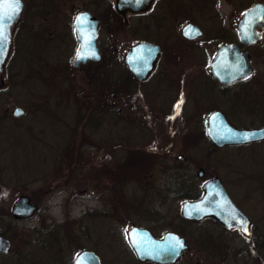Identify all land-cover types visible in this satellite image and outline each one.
<instances>
[{
	"label": "rangeland",
	"instance_id": "obj_1",
	"mask_svg": "<svg viewBox=\"0 0 264 264\" xmlns=\"http://www.w3.org/2000/svg\"><path fill=\"white\" fill-rule=\"evenodd\" d=\"M81 9L101 18V58L75 66L72 20ZM127 17L124 26L111 0H24L0 73V234L11 241L0 264H72L82 249L102 264H140L127 241L132 225L183 234L187 247L173 264H264V140L211 145L192 103L197 94L211 101L216 84L193 57L173 74L177 91L132 83L122 56L144 28ZM180 89L185 102L173 105ZM231 102L233 124L264 122L246 116L241 99ZM198 167L218 174L250 217L252 242L212 220L180 217L185 193L199 192ZM20 194L37 208L16 219Z\"/></svg>",
	"mask_w": 264,
	"mask_h": 264
},
{
	"label": "flooded vegetation",
	"instance_id": "obj_2",
	"mask_svg": "<svg viewBox=\"0 0 264 264\" xmlns=\"http://www.w3.org/2000/svg\"><path fill=\"white\" fill-rule=\"evenodd\" d=\"M111 1L114 7V0ZM255 5H258V7L253 14L242 21V14ZM225 9H228V11L223 12ZM81 11H89L98 18L99 29L101 18L89 9H81L73 16L72 32L76 14ZM116 14L122 18L124 26L130 24L128 14L131 17L135 16V24L133 23L135 30L137 25L140 27L143 25V37L138 38L132 44L148 41L157 44L160 48L146 78L137 80L132 72L129 73L132 83L138 86L146 84V88H149L151 92H154L152 90L155 86L164 87L168 90L176 89L177 91L179 82L175 81L176 76L173 74H180L184 71L182 66L184 56L193 57L197 67L203 70L206 81L211 80L215 83L216 87L213 88L217 90L211 101L198 98L199 95L197 94L196 103H192L197 108L193 113L194 118L200 119L204 116L207 120L211 112L219 110L230 121L229 116L233 115L228 109V102L239 98L242 100L241 111L246 116L264 121V66L261 65L264 59V16H262L264 14V0H150L143 11L127 12L125 15L119 12ZM186 25H192V31L189 35L184 32ZM221 49L222 52H220ZM221 53L224 58L230 59L233 55L246 58L244 75L227 82H221L215 77L212 63L215 57ZM87 61L80 63H86ZM71 63L75 66L80 64L75 58H72ZM175 66L177 69H175ZM218 69L221 71L220 65ZM175 70L177 71L175 72ZM1 84L2 81L0 80V87ZM181 93L182 89L179 90L173 105H176L177 101L182 100V103L185 102ZM219 95L221 96L220 100H218ZM263 125L264 122L254 126L239 127L251 128ZM263 140L264 138L244 144L227 146H241ZM216 147L218 148V146ZM177 157L185 159L182 155ZM111 200L116 202L118 199L112 195ZM113 210L111 216H114L116 211ZM103 211V214H107L105 210ZM245 238L248 242H252V223L250 236ZM129 246L131 248V245ZM94 251L96 252V250ZM131 251L140 264H162L139 259L132 248Z\"/></svg>",
	"mask_w": 264,
	"mask_h": 264
},
{
	"label": "water",
	"instance_id": "obj_3",
	"mask_svg": "<svg viewBox=\"0 0 264 264\" xmlns=\"http://www.w3.org/2000/svg\"><path fill=\"white\" fill-rule=\"evenodd\" d=\"M150 0H115L116 10L125 15L127 11L137 12L144 10ZM23 1L20 0L19 12L12 11L11 0H0V12L7 13L4 23L6 25L7 39L0 42V72L8 54L10 46L11 25L20 18ZM253 6L242 15L246 20L257 9ZM264 16V14L262 15ZM79 18V19H77ZM99 20L89 11L77 13L74 22V33L79 40L76 50V61H86L88 58L99 59V48L96 44ZM192 25H186L184 32L191 34ZM160 48L157 44L140 41L131 45L123 56L124 62L137 80H143L150 72L154 59ZM222 52V49L220 50ZM245 59L240 55H233L230 59L224 58L222 53L217 55L212 63L213 75L221 82L231 81L244 75ZM221 66V71L218 69ZM23 112L21 107L13 110L14 115ZM207 134L218 146L235 143H246L264 138V125L257 128H240L231 125L224 114L215 110L210 113L207 120ZM248 135L249 139L242 137ZM197 175L202 177L204 169L199 168ZM36 210V204L26 194H20L12 203L11 213L15 218L27 217ZM180 214L184 219L200 221L210 217L226 229H237L243 236L249 237L251 232L250 218L238 207L228 195L218 175L205 179L201 184V194L196 198H188L181 202ZM128 240L142 260H151L157 263H172L186 247V239L176 231H166L161 236L154 235L148 228L133 225L127 233ZM177 241L180 244H177ZM182 245V246H181ZM11 246L10 240L0 234V252H7ZM73 264H102L99 255L90 249L80 251Z\"/></svg>",
	"mask_w": 264,
	"mask_h": 264
},
{
	"label": "snow or ice",
	"instance_id": "obj_4",
	"mask_svg": "<svg viewBox=\"0 0 264 264\" xmlns=\"http://www.w3.org/2000/svg\"><path fill=\"white\" fill-rule=\"evenodd\" d=\"M11 6H12V11L14 13H18L19 12V6H20V0H11ZM6 15H8V14L4 13V12H0V42H3V41H5L7 39V37H6V25L4 23V19H5ZM8 19L9 20L11 19L10 15H8ZM77 19H79V18H77ZM242 139L248 140L249 136L248 135H244L242 137ZM177 244L179 245L180 242L177 241Z\"/></svg>",
	"mask_w": 264,
	"mask_h": 264
},
{
	"label": "trees",
	"instance_id": "obj_5",
	"mask_svg": "<svg viewBox=\"0 0 264 264\" xmlns=\"http://www.w3.org/2000/svg\"><path fill=\"white\" fill-rule=\"evenodd\" d=\"M185 196L186 197H191V196H194V195H191L190 193H185Z\"/></svg>",
	"mask_w": 264,
	"mask_h": 264
}]
</instances>
